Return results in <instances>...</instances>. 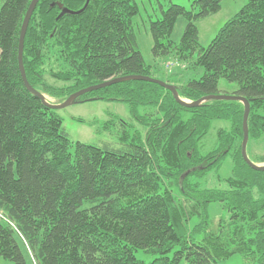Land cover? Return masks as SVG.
<instances>
[{
	"label": "trees",
	"instance_id": "16d2710c",
	"mask_svg": "<svg viewBox=\"0 0 264 264\" xmlns=\"http://www.w3.org/2000/svg\"><path fill=\"white\" fill-rule=\"evenodd\" d=\"M85 1L38 0L26 28L27 82L55 103L117 76L157 79L133 32L137 1L88 0L79 13L62 12ZM29 2L0 0V256L14 264H224L238 254L242 264H264V171L241 155L243 104L208 99L185 107L156 83L126 80L76 99L127 104L130 121L115 116L101 124L115 133V144L72 142L56 109L21 79L18 37ZM220 4L195 0L190 10L161 9L149 23L151 51L171 57L163 67L173 64L176 72L162 81L184 100L219 94L221 79L235 85L232 94L249 102V158L251 140L264 137V0H247L199 48L194 21ZM180 16L186 25L173 44ZM198 68L199 78L169 79ZM214 120L228 127L217 129L216 146L202 154L199 142ZM227 157L225 187H203L200 180ZM212 204L222 214L213 217ZM138 250L151 260L138 258Z\"/></svg>",
	"mask_w": 264,
	"mask_h": 264
},
{
	"label": "rangeland",
	"instance_id": "374dc122",
	"mask_svg": "<svg viewBox=\"0 0 264 264\" xmlns=\"http://www.w3.org/2000/svg\"><path fill=\"white\" fill-rule=\"evenodd\" d=\"M138 3V14L132 18V28L136 37L138 49L147 65L156 67L154 75L157 79L167 80V75L171 72H176L173 64H163L165 60L171 57H157L152 55L153 40L149 32L150 20H155L161 16V9H166L170 4L181 5L186 9H191L193 1L195 0H136ZM247 0H221L220 9L209 16L199 18L194 21L198 30V46L199 48L206 47L215 37L219 28L237 13L245 4ZM195 10V9H194ZM186 25V19L180 16L175 21L173 30L169 39L173 44L180 41L181 35ZM172 66V67H171ZM166 70H165V69ZM173 68V69H172ZM172 69V70H171ZM171 70V71H170ZM170 72V73H169ZM181 74L171 75V81L177 83V79L184 77V79L192 77L199 78L203 71L201 68L197 70H182ZM180 75V76H179ZM219 94L231 95L235 89L233 83H227L221 79L218 85ZM50 103H55L57 100L48 95L44 96ZM57 114L62 119V127L67 133L72 142L80 141L87 144L102 145L103 142L115 144V133H108L101 129V124L115 116L123 121H130L129 108L127 104L117 101L104 100H84L73 101L67 106L56 109ZM142 112V108H140ZM220 127H228V124L222 120H214L211 123L207 134L199 142V151L204 154L211 151L216 146V131ZM248 155L251 161L255 164L259 158L264 157V137L261 140H251L248 145ZM254 160V161H253ZM231 160L229 157L224 159L218 171L210 172L203 180H200L203 187H225L223 180L231 175ZM218 175V178H217ZM218 204L210 206L211 215L217 216L222 214L219 210ZM196 218L191 220V223L196 222ZM136 256L145 262H149L152 258L150 254L138 250ZM0 264H14L12 261L4 259L0 256ZM224 264H242L241 257L238 254L232 255Z\"/></svg>",
	"mask_w": 264,
	"mask_h": 264
},
{
	"label": "water",
	"instance_id": "95a60500",
	"mask_svg": "<svg viewBox=\"0 0 264 264\" xmlns=\"http://www.w3.org/2000/svg\"><path fill=\"white\" fill-rule=\"evenodd\" d=\"M38 0H30L28 7L25 11L21 26H20V31H19V37H18V47H17V62H18V68H19V72L21 75V79L22 82L25 86V88L33 95H35L36 97H38L40 99V101L42 102V104H44L45 106H48L52 109H60L63 108L65 106H67L68 104H70L73 101H76V99L83 95L86 94L88 92L94 91V90H98L107 86H110L112 84H116L119 82H123L126 80H142V81H147V82H152V83H156L162 87H164L165 89L169 90L173 96V98L175 99V101L179 104H181L182 106L185 107H195L198 106L199 104L205 102L208 99H222V100H237L240 101L243 104V116H242V127H243V137H242V141H241V155L242 158L244 160V162L252 169L257 170V171H264V164H255L253 163L247 156L246 154V144H247V139H248V130H247V116L249 113V102L240 96L237 95H226V94H211V95H206L203 96L193 102L184 100L182 98L179 97L176 88L168 83L163 82L162 80L153 78V77H149L146 75H139V74H131V75H122V76H117V77H113L110 78L108 80H105L103 82L94 84V85H90L88 87L82 88L74 93H72L71 95H69L64 101H62L61 103H50L48 102L44 95H42L40 92H38L37 90H35L34 88H32L29 83L27 82L26 76H25V72H24V68L22 65V49H23V40H24V35L26 32V28L29 22V19L31 17V14L37 4ZM88 0L85 1L84 6L77 10V11H71L68 10L66 8L62 9V12H68V13H79L81 12L85 6L87 5Z\"/></svg>",
	"mask_w": 264,
	"mask_h": 264
},
{
	"label": "built area",
	"instance_id": "2783aa9c",
	"mask_svg": "<svg viewBox=\"0 0 264 264\" xmlns=\"http://www.w3.org/2000/svg\"><path fill=\"white\" fill-rule=\"evenodd\" d=\"M1 216V215H0Z\"/></svg>",
	"mask_w": 264,
	"mask_h": 264
}]
</instances>
